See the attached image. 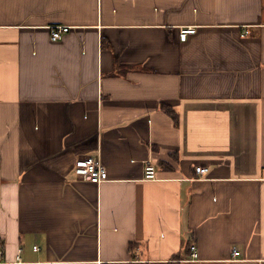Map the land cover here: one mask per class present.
<instances>
[{
	"label": "crops",
	"instance_id": "0c3cea01",
	"mask_svg": "<svg viewBox=\"0 0 264 264\" xmlns=\"http://www.w3.org/2000/svg\"><path fill=\"white\" fill-rule=\"evenodd\" d=\"M0 264H264V0H0Z\"/></svg>",
	"mask_w": 264,
	"mask_h": 264
},
{
	"label": "built area",
	"instance_id": "2783aa9c",
	"mask_svg": "<svg viewBox=\"0 0 264 264\" xmlns=\"http://www.w3.org/2000/svg\"><path fill=\"white\" fill-rule=\"evenodd\" d=\"M194 27H184L180 30V38L182 41H186L188 36L194 33L196 30ZM71 31V26L68 25H56L51 28V38L53 41H59L64 38V36ZM246 31L243 35L247 34ZM145 179L154 180L157 179V167L156 164L152 161H148L144 168ZM196 171L199 174H205L208 172V168L206 167H197ZM74 172L75 174L88 180L94 184H101L109 179L108 171L103 164L101 158L99 156H81L79 157L74 164ZM192 255L193 257L197 256L195 252L196 246L192 245ZM35 249H38L35 246ZM239 252L236 250L235 255Z\"/></svg>",
	"mask_w": 264,
	"mask_h": 264
}]
</instances>
